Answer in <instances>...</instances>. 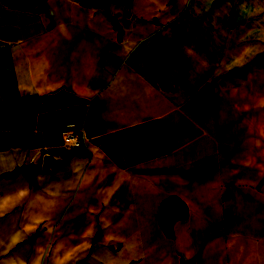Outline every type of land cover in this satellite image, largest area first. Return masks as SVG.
Masks as SVG:
<instances>
[{
    "label": "crops",
    "instance_id": "1",
    "mask_svg": "<svg viewBox=\"0 0 264 264\" xmlns=\"http://www.w3.org/2000/svg\"><path fill=\"white\" fill-rule=\"evenodd\" d=\"M1 50L0 264H264V0H0Z\"/></svg>",
    "mask_w": 264,
    "mask_h": 264
},
{
    "label": "trees",
    "instance_id": "2",
    "mask_svg": "<svg viewBox=\"0 0 264 264\" xmlns=\"http://www.w3.org/2000/svg\"><path fill=\"white\" fill-rule=\"evenodd\" d=\"M112 23L119 28L117 21L109 16ZM163 85V79L160 80ZM186 205L180 199L172 197L161 204L160 223L167 235H172V223L175 219L186 216Z\"/></svg>",
    "mask_w": 264,
    "mask_h": 264
},
{
    "label": "built area",
    "instance_id": "3",
    "mask_svg": "<svg viewBox=\"0 0 264 264\" xmlns=\"http://www.w3.org/2000/svg\"><path fill=\"white\" fill-rule=\"evenodd\" d=\"M84 133L75 129H67L64 133V144L73 147L84 142Z\"/></svg>",
    "mask_w": 264,
    "mask_h": 264
},
{
    "label": "water",
    "instance_id": "4",
    "mask_svg": "<svg viewBox=\"0 0 264 264\" xmlns=\"http://www.w3.org/2000/svg\"><path fill=\"white\" fill-rule=\"evenodd\" d=\"M4 58H5V50H1L0 51V69L3 68ZM60 160L61 158L57 157L53 153H45L42 157V163H41L42 169L44 171H48L52 165L56 164Z\"/></svg>",
    "mask_w": 264,
    "mask_h": 264
}]
</instances>
